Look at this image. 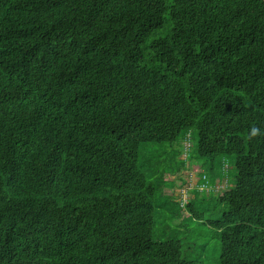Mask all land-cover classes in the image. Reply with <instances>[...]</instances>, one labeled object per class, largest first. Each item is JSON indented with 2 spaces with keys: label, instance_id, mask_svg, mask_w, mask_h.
<instances>
[{
  "label": "trees",
  "instance_id": "16d2710c",
  "mask_svg": "<svg viewBox=\"0 0 264 264\" xmlns=\"http://www.w3.org/2000/svg\"><path fill=\"white\" fill-rule=\"evenodd\" d=\"M191 130L235 161L219 264H264V0H0V264H203L139 163Z\"/></svg>",
  "mask_w": 264,
  "mask_h": 264
},
{
  "label": "rangeland",
  "instance_id": "374dc122",
  "mask_svg": "<svg viewBox=\"0 0 264 264\" xmlns=\"http://www.w3.org/2000/svg\"><path fill=\"white\" fill-rule=\"evenodd\" d=\"M197 143V131L191 130L173 143L146 144L141 148L139 163L147 170L159 171L161 176L155 198L153 238L180 242L182 257L188 261L219 264L221 246L214 224L227 210L219 196L233 185L236 166L233 157H200ZM180 207V220H166V210L170 215Z\"/></svg>",
  "mask_w": 264,
  "mask_h": 264
}]
</instances>
